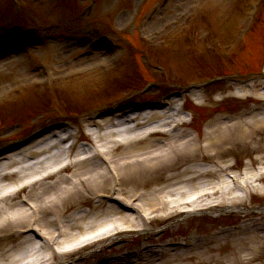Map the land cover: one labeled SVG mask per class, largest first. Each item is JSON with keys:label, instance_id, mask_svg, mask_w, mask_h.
<instances>
[{"label": "rangeland", "instance_id": "1", "mask_svg": "<svg viewBox=\"0 0 264 264\" xmlns=\"http://www.w3.org/2000/svg\"><path fill=\"white\" fill-rule=\"evenodd\" d=\"M36 1L34 5H30L28 0H18V4L22 10L18 12L12 7L11 0H0V43L3 42L0 45L1 47L7 45L11 37L10 34L32 27L37 28V30L33 31L36 33V36L42 39L37 42L32 41L30 43L31 46L22 52L19 51L9 57L0 58V125L5 123L9 124L5 126L0 135V140L3 142L9 140L10 136L14 134V130L17 129L16 131L22 132L23 125L27 121L31 122L37 115V118H39L41 113L36 115L35 113L40 109L42 111L48 107L47 111L42 113V118L39 119V122L43 123L45 116L52 118L50 122H53L59 111L54 113L52 109L59 108L61 111H66L65 103L83 102L90 98L88 105L89 107H93L96 104H102L114 98L115 95L110 89V86L107 87L106 83H104L105 77L102 70L107 66V57H109V54H106V56L104 54L100 55L94 52L95 49L90 46L99 35L111 36L112 38V36L118 37L121 31H125L135 34L134 40L136 42H154L152 51L158 55L163 50V53L159 55L161 63L167 65L170 73L168 77L169 82L175 84L183 85L185 81L202 77L200 71L202 64H208L210 62L209 68L211 70L214 69L211 64L213 62L211 59L212 56L208 51L215 45L206 38L200 39V32H202L204 26L203 21L199 19L196 22L194 18V12L198 9L200 0H168L165 3H163V0H148L147 3H145L147 0ZM248 1L237 0L239 10L226 15L223 11L225 2L222 0H202V2L208 3L209 9L206 15H210L209 17L212 18L213 24L216 27L214 28L217 30L215 35L219 38L221 50H224L229 45L236 30L238 31L240 29L245 17ZM135 6L136 8H141V15L138 16V20L137 17L131 22L130 15ZM243 8L244 10L242 11ZM186 21H191L194 24V29L189 35L184 34L181 29ZM56 23L62 28L60 30L62 33L59 36L65 39H59L57 41L54 34L51 39L49 38V35L52 34V28ZM257 23L259 36H262L263 32L261 30L264 26V8L261 11ZM224 26L228 27L227 30L224 29ZM47 37L48 40H45L44 38ZM195 48L196 50H194ZM249 49L247 47L242 48L236 60L239 64L251 61L249 66L254 68L256 67V63H253L254 59H257V65L261 64L260 55L257 50L255 56L252 55ZM84 58L88 60L81 61ZM141 59L143 60L144 58L139 55V63L143 65L144 62L140 61ZM194 59H198L199 63L194 62ZM122 62L123 56L121 55V60L118 65L120 66ZM46 72H50L54 79L59 81L53 91L34 86L42 85L43 74ZM162 75H164L163 70L160 74L154 73L155 79L160 81L158 87L161 88L164 86L161 91L166 87L164 84L165 79L163 81ZM252 79L258 78H251L249 80ZM242 80L245 79H239L237 81ZM255 82L257 83L258 80H255ZM195 89L198 88L191 87V90ZM208 98L211 97H206L207 106L202 108L195 107L194 102L191 101L188 104L189 110L195 116L194 123L190 127L197 128L203 134L207 127L218 123V120H216L217 114L228 112L225 105H220L215 99L211 104L210 101L212 99ZM232 104L227 105L231 107ZM251 104L248 106L250 107ZM232 108V110H236L238 106L234 104ZM82 109L84 108L82 107ZM83 121H85V118L79 120V123ZM20 137L22 136L18 134L13 139L17 140ZM158 137L161 136L155 135L151 139ZM228 139V137L225 138L223 143L218 145L215 150L218 153L223 150L226 152L220 157L223 161H227L230 165H233V169L229 170V172L232 174H240L248 170H258L264 167V135L258 136L255 139H249L244 144L228 142ZM252 146L261 148L262 153H257V150L253 151L251 149ZM121 150H123L122 146L120 147ZM200 160L203 161L200 157H178L173 160V165L171 163L169 167L148 172L146 175L148 177H142L145 179L144 181H136L139 175L134 176V178H128L122 190L127 191V187L130 188L133 186L134 190L131 194L142 191L143 187H146L150 191L155 186L165 185L166 181L163 180L164 177L176 174L180 170L184 171L185 168H189L191 164L200 162ZM203 162L208 161L204 160ZM142 172L144 171L142 170ZM190 176L193 177L194 175L187 172L183 180L191 178ZM222 177L219 176L220 179ZM146 178H148L147 181ZM183 180L180 179L181 182L176 185H181ZM197 181L184 182L182 186H187V189L190 191L192 188L191 185L197 184ZM145 183L148 185L137 187V185ZM171 185H175L174 182ZM259 189L261 191L264 190V184H261ZM252 193V197L248 202L243 203L239 210L216 214L214 217L206 214L188 218L185 220L187 221L186 228L181 227L179 230L173 233L171 232V235L167 233L165 237L167 236L166 238L170 240H180L182 238L181 236L187 238L194 232L205 234L213 226L233 224L245 216H251L249 217L250 220L255 222H264V215L257 210L264 204V191L261 194L254 193V190H252ZM86 204L81 201L72 202L69 205L70 213L78 212L81 209L85 210V208H88ZM111 220H114V217H111L109 221ZM169 223L173 224L174 222L155 221L153 226L159 229ZM176 232L181 236H174ZM250 233L256 236L259 240L258 243L263 239L264 234L258 231V229H254ZM165 237L164 240H168ZM245 237L243 234L234 235L233 237L222 239L219 244L237 243L242 239L244 240ZM128 240L130 245L125 247L127 248L126 250H136L137 247L142 246L146 242L145 238H135L134 241L131 239ZM20 243L17 239L12 240L11 243L0 241V246H3L0 249V254L3 250L13 249ZM216 247L210 249L208 253L203 255L207 258L205 261H202V264H234V261L238 260L239 256V260L242 262L249 255V252L245 253V251L241 254H235L232 252L231 246L222 248L221 250ZM199 248L194 247L188 250V252H185L187 256L193 257L189 263L188 260L186 261L187 264H196L193 262L198 260L199 257L197 255L202 253ZM121 251L123 252V249ZM176 254L171 256H175ZM96 259L98 257L90 258L88 263ZM169 262L166 261L165 263L170 264ZM244 264L246 263L244 262ZM248 264H264V250L254 261Z\"/></svg>", "mask_w": 264, "mask_h": 264}, {"label": "bare ground", "instance_id": "2", "mask_svg": "<svg viewBox=\"0 0 264 264\" xmlns=\"http://www.w3.org/2000/svg\"><path fill=\"white\" fill-rule=\"evenodd\" d=\"M87 60L88 59L85 58L81 61ZM253 96H256V98H260V95L258 94ZM261 116L262 117H258V114H255L249 118H244L239 121H228L225 123H218L209 126L205 134L206 145L197 149H195L196 145L192 143L191 138L187 141H182L178 140V137L171 136V140H169V144L166 146L167 149L159 147L156 154L155 152H151L153 149L157 148L153 140H140L141 138L133 142H126V144H124L123 146L124 151L117 152L119 148H117V146L115 145L112 146V143L114 144L113 138H115V136L111 133H103V128L100 129L99 139L108 149L105 151V154L115 155L114 158L117 160H113L112 164L114 163V165L119 170H121V174L123 176L121 182L124 183L125 180L129 178V176H146L148 170L145 172H139L141 171L140 168H145L146 166H148L151 167L149 170L152 171L153 169L169 167L174 159L181 156H184L185 158H195L197 156L201 157L199 153H201L203 156L211 152L214 153L216 152L215 148L218 145L222 144L223 140L227 137L229 138L228 142L231 141L244 144L246 140L255 138L253 135L254 133L259 135L264 134V112L261 114ZM170 118L171 117L169 114L161 115L158 112H153L148 117L147 123L153 122L155 120L167 121ZM108 121L109 120H105L100 123H107ZM96 125H98V123H96ZM163 126H165V124ZM145 131L147 130H144L142 132ZM41 143L42 141L29 148L31 150L33 147L34 149H36L38 146H41L38 147L40 150L35 152L31 151V155L35 156L39 160L38 162L29 164L26 159L21 158L20 160L13 161V164L8 165L6 168L3 165V170H9L10 167H19V170L17 171V174L15 176V180L18 179V181L22 182L29 176L36 174L41 169L45 170L46 166L55 164L58 161L57 157L59 153L58 151L54 152L53 148L58 147L59 149H61L63 142H53V148L48 146L45 147V145ZM252 149L253 151L257 150L259 152H262L261 148H256V146H252ZM154 154L156 156L162 157V159L156 160L155 158L150 157V160L148 158L145 160L143 158L145 156ZM216 154L217 153H215V155ZM45 155L47 156L43 158ZM121 160H126L127 164H131L132 166H129V168L125 169H120L117 161ZM209 161L214 164H211V167L207 169L204 167H189L185 168L184 171L180 170L176 174L164 177L163 180L166 181L165 185H159L158 188H154L150 191L145 190L141 202L148 209L156 207L158 206V204H163L166 208L171 210L170 214L176 213L184 208L195 211L197 209H200V204L208 203L209 201H214L215 203H217L213 205V207H221V209L223 210L236 208L237 205L244 202L245 199L237 196L234 197L232 190L225 192L228 189V186L224 174L228 171L227 169L230 168L231 165L228 166L225 162L222 163L220 157L217 159V161H212V159H209ZM93 169L94 167H92L88 163L81 164L78 162L73 165L72 170V173L76 176V182L70 184L68 182L69 180L65 182L64 179L59 176L56 180L45 184L44 186L37 187L38 190H36L37 188H35L29 191L28 197L32 198L35 203L40 206L39 208L41 212L39 223L42 224L41 231L43 233H46L45 229H47L48 227H50V229H54L53 221L51 222L47 217V209H50L52 211L57 210L58 215L61 216L57 219L62 221L60 229H56L58 235L54 237L51 233H48V236H46V238L50 242V246L52 244H61V246L59 247L60 250L62 249L63 251L72 254V252L75 253V251L106 239L112 233V231H123L122 229L124 228V226L128 224L130 218L126 215L119 214L120 211L110 205H107L108 210H106L105 212L101 211L98 213H89L88 215H90V217L88 215H79L73 217L71 220H66V218L62 216L64 212H67L69 210V203L74 201H81L82 203H85V201L88 200L89 196L91 197L94 194H99L105 188L106 185L104 181L106 182L107 179V176L105 174L101 176H86L90 175L91 172H93ZM187 172L192 173L194 176H190L191 178H186L183 180V178L187 175ZM219 176L223 177L220 179ZM260 177H264V171L255 174L253 178H243L242 181L245 182V187L249 189L254 178L258 180V178ZM180 179L183 180V183L193 182L195 180L198 181L197 184L191 185L192 188L189 191L187 189V186H182L183 183L181 185H176L181 182ZM63 181L67 185L66 189H64L65 187L63 185ZM262 181L263 180H258L256 181V184L253 185V189L255 190V192L259 193V188L257 187L259 186L258 183ZM172 182H174L175 185H171ZM3 186L4 185L0 182V188H2ZM229 194L230 198L227 197V195ZM251 194L252 192L250 193V195ZM102 197L104 196L97 195V199L99 200L103 199ZM26 199L28 200V198ZM19 204L20 203H10L0 206V230H8L13 227V224L18 225L21 221L27 220L30 217V213H28L24 209H16L17 207H19ZM104 205L106 204H99L95 209L98 210ZM133 207L134 206H132V208ZM166 208H162L160 212L152 217V220L165 219L167 217ZM211 213H215V211ZM111 217H114V220L123 222H117L114 220L109 221ZM133 227L135 228V224ZM224 238L225 237H223V239ZM220 240H222V238ZM258 241L259 240L256 238V236L247 235L244 240H240L237 243L232 242V252L235 254H241L243 251H245L246 253L249 250V254L251 256H255L257 249L261 248L260 246H256ZM216 245L217 244H214L213 248H215ZM219 245L220 244L218 243L217 247ZM224 245L225 247H230V245L227 243H225ZM32 252L38 253L35 247L32 249ZM23 254L24 252L22 251V249H19L14 253H10L8 251L3 252V254L0 255V264H21L23 260L27 258L23 257ZM190 258L192 257L187 256L185 253H180L172 257V261L170 264H184V262L190 260ZM200 258L201 256H199L198 259ZM66 261L67 260H63L59 264H65Z\"/></svg>", "mask_w": 264, "mask_h": 264}]
</instances>
